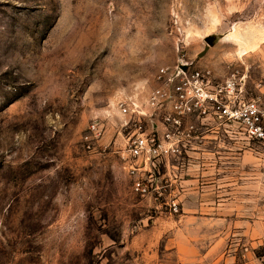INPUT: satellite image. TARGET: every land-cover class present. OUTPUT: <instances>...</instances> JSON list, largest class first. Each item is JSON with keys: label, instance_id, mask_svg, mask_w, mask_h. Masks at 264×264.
<instances>
[{"label": "rangeland", "instance_id": "rangeland-1", "mask_svg": "<svg viewBox=\"0 0 264 264\" xmlns=\"http://www.w3.org/2000/svg\"><path fill=\"white\" fill-rule=\"evenodd\" d=\"M183 52L264 108V0H0V264H264V141L238 125L135 189L119 102Z\"/></svg>", "mask_w": 264, "mask_h": 264}, {"label": "built area", "instance_id": "built-area-1", "mask_svg": "<svg viewBox=\"0 0 264 264\" xmlns=\"http://www.w3.org/2000/svg\"><path fill=\"white\" fill-rule=\"evenodd\" d=\"M154 81L145 99L128 96L118 105L135 119L128 150L139 193L148 194L143 177L149 162L180 153L191 141L201 142L214 125L229 129L235 124L248 139L264 141V108L255 100H236L233 78L218 81L212 69L194 64L183 52L175 65L159 67Z\"/></svg>", "mask_w": 264, "mask_h": 264}, {"label": "bare ground", "instance_id": "bare-ground-1", "mask_svg": "<svg viewBox=\"0 0 264 264\" xmlns=\"http://www.w3.org/2000/svg\"><path fill=\"white\" fill-rule=\"evenodd\" d=\"M242 43H243V44L241 45V48H240V50H241L242 52L247 51L248 48L251 47V45L244 44L245 42H242Z\"/></svg>", "mask_w": 264, "mask_h": 264}, {"label": "water", "instance_id": "water-1", "mask_svg": "<svg viewBox=\"0 0 264 264\" xmlns=\"http://www.w3.org/2000/svg\"><path fill=\"white\" fill-rule=\"evenodd\" d=\"M208 47H209V46H207V47L205 48V50H204L203 52L200 53V56H203V55L207 52Z\"/></svg>", "mask_w": 264, "mask_h": 264}]
</instances>
